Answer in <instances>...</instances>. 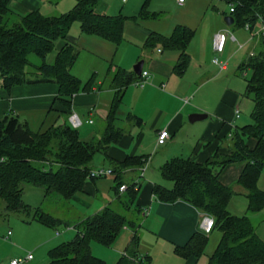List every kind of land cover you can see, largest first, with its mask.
I'll return each instance as SVG.
<instances>
[{
  "label": "crops",
  "instance_id": "0c3cea01",
  "mask_svg": "<svg viewBox=\"0 0 264 264\" xmlns=\"http://www.w3.org/2000/svg\"><path fill=\"white\" fill-rule=\"evenodd\" d=\"M145 1L101 0L95 7V11L98 14L122 15L131 18L139 15ZM192 1L190 0L189 3ZM75 2L76 0H9L8 9L17 17L33 11L52 17L68 12ZM150 4L151 0L145 7L143 19H138L136 22L129 20L125 23L121 43L125 42L130 52L129 56L125 54V59L121 55H119L120 60L115 57L121 43L115 46L99 36L84 34L80 26L76 27L73 34L67 33L66 42L77 49L82 48L83 52L93 51L91 53L97 55L99 60L109 59L111 61L106 76H102L103 79L102 77L97 79V76H101L102 73L94 67L88 70L86 77L89 78L86 79L81 74L84 70L81 72L79 52L70 72L81 83L93 77L90 91L73 94L67 98L69 107H66L62 104L58 86L54 83H26L9 90L0 87V122L6 115H15L26 124L31 132L42 133L52 126L62 125L69 121L70 115L76 114L81 121L77 128L80 140L89 142L97 139L103 131L104 120L113 100L112 74L116 68L133 71V65L143 61L142 72L148 73L144 84L142 86L130 85L125 88L115 113L114 124L122 130L123 134L117 143L107 148L106 155L97 153L100 161L91 162L90 168L112 169L128 157H138L140 161L147 164L142 176L138 171L142 166L128 168L124 171L126 181L124 185L127 182H133L139 187L133 204L137 207L134 209H138L140 217L139 229L136 233L138 253L135 264H207L208 257L214 252L221 234L217 232L218 235L210 243L214 231L208 233L206 248L209 243L211 245L205 251L204 259L200 257L185 259L178 256L175 249L183 247L195 233L201 231V222L205 215L182 201L173 203L159 201L153 195L152 188L154 184L167 188L172 187L171 182L163 180L160 176L159 169L173 158L189 159L197 164H203L214 156L230 155V139L233 132L251 123V117L249 121L247 117L240 115L241 110L245 109L247 114L248 111L251 114L253 103L248 99L245 100L243 87L237 83L233 75H222L221 73L217 75L215 69L210 67L215 65L208 60L210 55L215 54L214 35L219 31L228 30V26L223 21V18L229 15L228 13L219 15V11H215L217 18L214 23L211 24L208 21L202 24L200 35L197 38L199 26L194 28L195 24L189 21L182 20L163 27L160 23L161 15L154 9L149 10ZM177 5L185 8L186 0L182 5L178 3ZM152 14H157L156 18L148 17ZM176 26L194 30L193 38L186 49L190 58L189 64L182 74H176L173 69L179 58V51L165 50L160 46L148 49L144 47V42L151 32L169 36ZM229 28L233 34L230 36L234 37L242 47L234 49L233 41L228 37L219 56L223 60L228 58L225 60L227 66L228 62L231 64L232 61L236 71L241 73L239 67L248 56L254 53L258 43L250 37L243 40L238 38L237 35L244 31L243 28L230 26ZM69 30L68 32H72L71 27ZM228 42L230 43L226 49ZM61 45L62 41L59 47ZM242 51L244 53H241ZM90 55L93 56V54ZM54 56L56 53L50 61L55 58ZM241 74L246 77L244 72ZM236 111H238V117H236ZM191 114L206 115V118L191 123L188 119ZM163 130L167 131L169 138L162 145H158L157 137ZM245 143L249 150H253L257 140L254 137H247ZM245 166V161L224 166L220 170L218 180L222 185L230 186L234 190V195L227 205L229 213L235 216H248L255 226L257 236L264 240V209L258 213H249L247 192L237 184ZM114 184L112 176L87 179L81 191L76 192L68 200L67 214L63 217L57 216L66 223V228H71L73 231L68 239L72 240L76 235L75 225L113 201L115 198ZM256 186L264 192V165ZM41 194L43 199V192ZM30 222L38 223L35 229L38 240L30 249L32 259L26 264H32L34 255L47 245L49 240L46 235L49 230L47 226L33 220ZM132 230V227L124 229L112 243L109 264H115L128 253L133 236ZM6 234L5 242H1L3 248L6 249V253L1 255L2 264H8L11 259L22 255L21 251L15 249L14 240L11 239L14 237L12 232L10 231L8 237ZM10 239L12 245L8 243ZM15 243L18 244V241ZM90 249L93 256L97 257L94 241L90 242Z\"/></svg>",
  "mask_w": 264,
  "mask_h": 264
},
{
  "label": "trees",
  "instance_id": "16d2710c",
  "mask_svg": "<svg viewBox=\"0 0 264 264\" xmlns=\"http://www.w3.org/2000/svg\"><path fill=\"white\" fill-rule=\"evenodd\" d=\"M101 0H76L72 9L58 16H43L38 11L22 17L14 16L8 9L9 0H0V87L11 89L26 83H54L58 86L61 102L69 107L67 98L79 92L90 91L93 77L85 83L70 72L79 50L66 42L65 38L73 23L78 22L84 34L96 35L115 46L123 40L126 21L136 22L143 19L146 0L139 15L125 17L98 14L95 7ZM233 11L230 27L251 28L257 23L258 16H264V0H222ZM157 14L148 17L156 18ZM194 30L176 26L169 36L151 32L145 48L161 47L165 50L179 51L174 72L182 74L189 64L187 46L193 38ZM61 40L52 63L46 62L47 55L54 49L55 42ZM30 55L37 58L29 59ZM27 68L30 70L27 72ZM240 72L250 71L245 77V96L250 97L253 109L251 123L235 130L231 136V154L217 155L203 164L189 159L173 158L159 169L163 180L171 182L172 187L154 184L152 193L156 199L166 203L185 202L203 215L213 219L211 231L221 234L214 252L208 257L207 264H264V240L256 232L248 216H235L229 213L227 205L234 195L230 186L222 185L218 176L220 170L231 163L245 161L246 166L237 184L247 192L249 213L264 209V192L257 189V179L264 165V44L258 43L254 53L248 56ZM141 79L133 71L116 68L112 74L113 100L103 131L99 138L89 142L80 140L77 129L69 121L52 126L42 133L31 132L26 124L15 115H6L0 122V199L6 212H19L30 220L55 229L67 226L57 216L51 214L53 205L67 208L68 200L81 191L88 179L90 165L97 153L106 155L111 144L119 141L123 132L114 124L115 113L119 107L125 88ZM254 137L256 147L249 150L245 138ZM144 162L138 157H128L112 168L115 198L97 213L83 219L74 226L77 233L70 241L63 242L48 252V264H105L93 256L90 242L110 246L124 229L133 227L126 214L138 213L134 200L139 187L136 183H126V190L119 192L125 184L124 171L140 168ZM139 171V170H138ZM26 185L40 188L43 202L40 207L31 208L23 201ZM52 202V203H51ZM68 209V208H67ZM127 212V213H126ZM139 214V213H138ZM68 224V223H67ZM138 228V226H137ZM130 249L115 264H135L138 237L133 228ZM210 231V232H211ZM208 234L195 233L175 252L185 259L199 258L208 243Z\"/></svg>",
  "mask_w": 264,
  "mask_h": 264
},
{
  "label": "rangeland",
  "instance_id": "374dc122",
  "mask_svg": "<svg viewBox=\"0 0 264 264\" xmlns=\"http://www.w3.org/2000/svg\"><path fill=\"white\" fill-rule=\"evenodd\" d=\"M189 1L190 0H186L185 8H180L177 5V0H151L149 10L154 9L157 12H159V14L161 15L160 23L163 27H165L167 25H171L175 22H181L182 20L189 21L192 24H195L194 28H197L199 26L198 27L199 30L197 31V34H196L197 38L200 35V28H201L202 24H204L205 22H208V21L211 24L214 23L215 19L217 18V14L215 11L218 10L219 15L220 14L222 15L223 13L229 12V7L222 0H211L210 5H209L210 0H193L191 3H189ZM206 5H207V8H205ZM78 26H79L78 22L73 23L71 26L72 32H68V33L73 34L74 30ZM228 30L230 32V35H233L232 30L229 27H228ZM230 35H229L228 39H230ZM237 36H238V38H240V39L242 38L241 40H243V39L250 37V34H249V32L244 30V31L239 32V35H237ZM60 41L61 40H58L55 42V47L47 55L46 62L50 63L54 60V58H53L52 61H50L53 54H55L57 52ZM229 43L230 42H228L226 49H227ZM240 43H242V42H240ZM238 44L239 43L237 41H236V43L233 42L232 45H233L234 49L238 48V46H237ZM87 46H89V43H87ZM119 48L120 49L118 50L117 55L115 56L116 59L120 60L119 55H121V57H123V59H125V54H127L128 56L130 55V52H128L127 44H125V42H122L119 45ZM78 50L81 54V56H80L81 72H83V70H84V73H81L82 76H84L86 79L89 78L86 76H88L87 75L88 70L92 67H94L98 72L102 73L101 76H97L98 80L102 76H104V75L106 76V74L109 70L108 69L109 68V62H111V61H109V59L107 61L99 60L97 58V55H94V53H91L93 51L83 52L82 48H80ZM125 50L127 52H125ZM237 51H240V50H237ZM241 53H244V51H242ZM90 54H93V56ZM214 57L221 59L219 54L215 53L213 55H210V57H208V60L211 62ZM29 59L31 61L37 60V58H34V55H30ZM226 59H228V58H224V61ZM221 60H223V59H221ZM113 64L116 65L115 62H113ZM210 67L215 69L217 75H218V73H221L222 75H228V74L233 75V77L236 79L237 83H239L243 87V97L245 98V100L248 99L251 103H253L252 99L250 97L245 96V85H246L245 77H243L241 73L236 71L235 67L233 66L232 61H231V64H229V62H228V66H227L228 68L226 71H219L216 66H214V67L210 66ZM132 69H133V67H132ZM26 70H27V72L32 71V70H30V68H27ZM244 73L246 74L245 75L246 77H250V75H251L250 71H244ZM84 77H82V78H84ZM102 79H103V77H102ZM246 112H247V110L245 111V109L241 110L240 115H242V117H247L248 120L250 121V111H248L249 112L248 114ZM246 115H248V116H246ZM99 161H100V157L98 154H96L92 162L96 163ZM41 193H42V190L40 188H36L34 186L30 187L29 185H26L25 186V192L23 195L24 203L29 205L31 208L38 207L42 203V200H43ZM112 195H114V194H112ZM54 201L58 202L56 199H54ZM54 203H52V206L54 208H58V207L59 208L57 210L51 209V214L53 216L55 215V216H59V217L65 216L68 212V209L66 207H62V206L60 207L59 205L55 207L53 205ZM92 212H94V211H92ZM126 216H127V218H130L129 220H132V222H133L132 229L135 228V231H138L139 227L137 228V226L139 225V221H140L139 214L136 213L135 211H133L132 214L128 213V214H126ZM28 219H29V217L23 213L6 212L4 209V202L0 199V264H2V256L1 255L6 253V249L3 248L1 242L2 241L5 242L4 236L7 232V230H10L12 232L14 237H12L11 239L14 240L15 249L22 252L21 257H23L27 253H29L30 249H32L34 244L37 242L38 236L36 235L35 229H36V227H38V223L30 222V220H28ZM48 229H49V230H47L48 233L46 234L48 239H49L47 242V245H45L43 248H41L34 255L35 258H34V261L32 262V264H48V261H49L48 252H49V250L52 249L53 247L63 243V242L70 240L68 238L70 235L73 234L72 229L66 228L64 225L63 226L59 225L54 230L50 227H48ZM217 235H218L217 231H214V233L212 234L210 243H212L213 239H215V237ZM11 239H10V241H8V243H10V245H12ZM15 241H18V244L15 243ZM210 243H209V245H211ZM95 244H96L95 252L98 255L97 257L102 259L105 262V264H109V253H111V248L113 247V245L111 244L110 246H106V245H103V244H100L97 242H95ZM209 245H208V247H209ZM208 247L201 254V256H200L201 259H204L203 256L205 255V251H207ZM18 258H20V257H18Z\"/></svg>",
  "mask_w": 264,
  "mask_h": 264
},
{
  "label": "built area",
  "instance_id": "2783aa9c",
  "mask_svg": "<svg viewBox=\"0 0 264 264\" xmlns=\"http://www.w3.org/2000/svg\"><path fill=\"white\" fill-rule=\"evenodd\" d=\"M184 0H177V3L179 5H182ZM229 11L232 12V7L229 8ZM257 23L253 26V28L250 27L249 24L244 25V30L249 32L250 39H254L256 43L262 42L264 44V16H258L257 17ZM230 33L228 30H222L217 32L213 37V50L215 53L220 54L223 51V48L225 46L226 39L229 37ZM231 41L236 43V40L234 37L230 36ZM238 47H242L240 44L237 45ZM212 63L218 68L219 71H225L227 70V61L221 60L217 57H214L212 59ZM245 74V73H244ZM148 73L143 71L140 75L141 79L139 81H136L133 85L134 86H142L145 82V78L147 77ZM185 103H187V100H185ZM236 117H238V111H236ZM69 123L74 128L77 129L81 121L78 118L76 114H72L69 117ZM169 138V135L167 131L163 130L158 134L157 137V144L162 145L166 142V140ZM147 167V164H144L140 169V175L142 176L145 169ZM112 169L104 168V167H97L94 169H91L88 174V179H97L102 177H108L112 176ZM137 186V185H136ZM138 187V186H137ZM126 185H121L119 187V192H124L126 190ZM144 214H147V212H144ZM213 226V219L209 216H204L203 220L201 222V232L208 234ZM58 234V233H57ZM10 235V231L7 232L6 237ZM32 259V253L29 252L25 256L12 259L9 261L8 264H26Z\"/></svg>",
  "mask_w": 264,
  "mask_h": 264
},
{
  "label": "water",
  "instance_id": "95a60500",
  "mask_svg": "<svg viewBox=\"0 0 264 264\" xmlns=\"http://www.w3.org/2000/svg\"><path fill=\"white\" fill-rule=\"evenodd\" d=\"M223 21H224L225 25L228 26V27L233 24V18L230 15L225 16L223 18ZM142 68H143V61H139L138 63H136L133 66V72L136 75L140 76L141 73H142ZM204 118H206V115H202V114H191L188 119H189V121L191 123H193V122H195L197 120H201V119H204Z\"/></svg>",
  "mask_w": 264,
  "mask_h": 264
}]
</instances>
